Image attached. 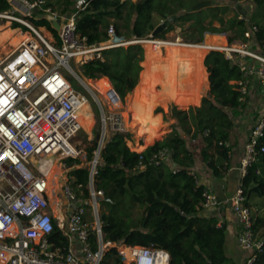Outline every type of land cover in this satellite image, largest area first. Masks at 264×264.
Instances as JSON below:
<instances>
[{"label": "trees", "instance_id": "16d2710c", "mask_svg": "<svg viewBox=\"0 0 264 264\" xmlns=\"http://www.w3.org/2000/svg\"><path fill=\"white\" fill-rule=\"evenodd\" d=\"M199 1L202 0H61V11L76 12L77 33L86 37L90 43L107 40L110 24L114 27L115 35L124 41L147 39L154 28L167 19L169 25L155 38H164L167 33L178 28V35L187 43H202L207 35H213L210 37L213 40L216 34L227 32H230L228 41L233 42L236 39L244 40V32L256 25L257 31L253 33L255 42L257 45L264 42V19L254 21L248 9L244 15L241 10L240 14L238 11L229 14L230 5L217 4L215 0H211V5L200 10L187 11ZM232 1L236 3L239 0ZM253 3L260 8L264 0H253ZM46 5L53 6V3L47 1ZM10 9L8 0H0V12ZM234 9L239 8L236 5ZM32 22L36 26L46 27L57 38L58 31L42 12H37ZM17 27L19 26L12 24V28ZM2 30L14 29L0 25V31ZM216 38H223V35ZM147 52L146 60L145 48L140 43L111 47L102 51L101 59L90 60L81 67L82 77L90 80L89 84L96 87L111 109L121 108L131 92L130 98L135 95L134 101L143 104L141 113L138 111L132 116L139 134L147 136L152 128L162 127L155 121L159 113L165 121L168 116L175 119L170 124L171 130L161 140H156L159 135L134 148L139 152L130 150L126 144L127 140L135 143L131 132L116 131L104 138L94 184L96 189L103 191L101 202L104 211L100 212L102 229L105 238L113 244L105 255L110 264H115L123 260L115 252L122 250L127 244L153 243L170 252L171 264H203L207 260L214 264H234L225 251V228L220 224L219 217L214 212H204L200 205L202 186H196L190 173L194 165V154L188 147L185 136L191 140L200 137L201 160L212 169L215 176H219L221 170L214 164L212 151L223 160L227 161L229 158L230 146L225 143L230 139L234 119L242 113L245 105L239 100L242 94L235 82L242 79V72L222 52H205L203 64L206 70L201 65V80L206 86L208 73L209 89L201 98L200 105L189 106L187 109L173 105L166 112L156 106L161 105L167 93L172 94L173 103L179 107L198 102L200 89L203 87L197 76L198 67L190 52L178 53L174 58L161 57L160 47L155 45L149 46ZM160 60L167 63L160 67L157 65ZM146 61L147 69L144 71ZM153 66L158 67L159 74L164 77L161 84L155 83L148 74ZM173 70L184 72L188 80H195L194 96L186 95L183 91L181 96L177 78L174 79L172 74L167 77V73ZM143 71L140 81L139 76ZM170 82L172 86L168 87ZM99 83H103V86L100 87ZM158 85L162 86L161 90L155 89ZM112 89L121 102L112 99ZM146 96L149 97L144 98ZM246 98L248 97L245 96ZM261 143L264 144V137ZM97 147L98 138L94 137L86 148L87 161L92 159ZM163 149L171 150L170 159L176 164L177 172H173L170 164L164 161L155 164L154 156ZM65 162L67 166L82 164L80 159L71 157ZM68 174L74 177L73 186L76 191H81L86 196L89 175L86 164L70 169ZM242 186L248 206L251 197L264 198V154H260L258 160L248 167ZM135 207L137 209L134 212ZM253 227L259 232L263 229L260 232L263 246L255 264H264L263 218L254 217ZM50 238L56 247L66 251L67 242L60 237L56 225Z\"/></svg>", "mask_w": 264, "mask_h": 264}, {"label": "built area", "instance_id": "2783aa9c", "mask_svg": "<svg viewBox=\"0 0 264 264\" xmlns=\"http://www.w3.org/2000/svg\"><path fill=\"white\" fill-rule=\"evenodd\" d=\"M8 1L11 9L0 12V19L19 26L25 37L0 56V264H110L103 251L110 240L102 229L98 203L104 195L94 184L104 128L92 159L86 163L89 175L85 196L76 191L74 177L68 174L83 163L67 166L65 160L79 155L70 139L76 132L86 130L82 123L86 116L91 114L94 122V113L88 98L71 86L60 69L83 82L84 63L101 59L104 49L142 44L144 39L124 41L115 35L110 24L107 40L90 43L77 33L76 12L69 11L66 17L69 12L46 5L47 0ZM37 12L60 20L57 38L46 27L32 22ZM255 31L257 26L252 25L244 32V40L207 48V52H222L238 65L242 79L235 82L242 94L241 102L245 101L253 80L264 91V42L257 45ZM147 39L158 43L160 50L169 44H203L184 42L179 35L171 40L150 35ZM96 102L102 115L101 102ZM263 137L264 109L244 144L236 190L223 199L190 171L196 186H202L200 205L204 212L213 213L220 206L230 208L238 226L236 244L247 252L242 264H255L263 246V238L253 227L254 217L242 186L248 167L264 154ZM154 157L155 164L164 161L173 172L178 171L171 162V150H160ZM54 163L59 168L56 187L50 190L47 173ZM54 225L67 242L64 252L50 238ZM115 253L123 259L115 264H171L172 259L166 248L153 243L127 244ZM203 264L214 263L207 260Z\"/></svg>", "mask_w": 264, "mask_h": 264}, {"label": "rangeland", "instance_id": "374dc122", "mask_svg": "<svg viewBox=\"0 0 264 264\" xmlns=\"http://www.w3.org/2000/svg\"><path fill=\"white\" fill-rule=\"evenodd\" d=\"M47 1L53 2L54 5L57 7H59V5H60V7L62 6L61 0H47ZM215 1L217 4H225V3L229 4L231 7L229 14H234L237 11L240 14L241 11L239 9L238 10L234 9V7L237 4L242 5L241 6L242 8L249 10L250 9V3L251 2L253 3V0H239L236 3H234V1H232V0H215ZM251 11H252V15H253L252 19L254 21H262L264 19V4L260 8L257 7L255 4H252ZM0 25H7L11 29H17V28H12V23H10L6 20H3V19H0ZM19 31L21 33H23L22 29H20ZM176 34H179L178 28H176L174 31H172V33L171 32L167 33L164 36V38L167 40H171V39H174ZM222 35H223V38H216L217 36H222ZM229 35H230V32H227L224 34H216L213 40H210V37L213 35H207L204 42H202V43L204 44V43H208V42H216V40L230 43L228 41ZM149 41H152V40L151 39H144L142 41V44H141L145 48L146 56L149 53V52H147V48L149 46L153 45L152 43H149ZM238 41H242V40L236 39L233 41V43L238 42ZM127 45L128 44H125L124 46L126 47ZM11 47H13V45H11L10 42H6L5 43L6 49H4V50L0 49V56L4 55L7 51H9ZM192 51L193 50L187 49L184 47H176V46L168 45L167 47L162 48V51L159 52V56L174 58V56L178 53L187 54L188 52L191 53ZM204 52H207V50H205ZM144 56H145V52H144ZM163 63L166 64L167 62L166 61L163 62L160 60L157 65L161 67V65ZM70 65L73 69H75L74 63L71 60H70ZM60 72L68 79V81L70 82V84L73 88H75L76 90H78L80 93L84 94L88 98L89 103L93 109L94 122H93V119L91 117V114H89V117L86 116V118L84 120L82 119V123L84 125V128L86 130H89V129L90 130L89 131H86V130L79 131L76 134V136L71 140V145L76 150L79 151V155L77 156V158L80 159L83 164H86L88 162L87 157H86V148L88 146H90L91 140L94 137L98 138V140H99V137H100L101 132H102V128H104V138L110 136L111 134H113L116 131H118V132H131L135 138V143L132 144L131 142H127L126 144L130 148V150L138 152L137 150L134 149L135 147H137L140 144H144L145 141H150L152 138L158 137L159 135L160 136L158 138H156V140H161V138H163L164 135L171 130L170 124L175 122V119L172 118L171 116H168L167 121L163 120L161 118V113H159L158 115H156V117H157V119H156L157 123L156 124L162 125V127L158 126L157 129L152 128L151 131L148 132L147 136L145 134H139L138 126L133 122L132 116H134V114L138 111L141 113L144 106H143V104L136 103L134 101L135 95H132L131 98H130V95L127 96L126 102L122 103V107L114 110V109H111L109 107L106 100L103 99V97H101V95L95 90V88L93 86L89 85L90 80H86L82 77L83 82H79L73 75L68 73L65 69L61 68ZM155 75H158V74L155 73ZM145 85H146V83H145ZM181 93H182V91H181ZM185 94L188 95L187 93H185ZM182 95H183V93L181 94V96ZM148 97L149 96H146L144 98H148ZM96 99L100 100V102H101L100 104L102 106V111H103L102 115L100 113V108L96 102ZM154 102H155V100H154ZM169 102H172V103L168 104ZM130 103H133L134 106L131 107ZM165 104H167V105H165ZM173 105H175L177 108H180V109H187L186 106L188 104H186L185 107H179L173 103L172 94H165V97L162 100L161 105H158L156 107H161L164 111L168 112L170 107ZM120 130H122V131H120ZM95 132H96V134H95ZM185 137H186V141L188 142V147L190 148V150L194 154V160L201 159V156L199 155V149L201 147L200 142H197V140L192 141L189 137H187V136H185ZM156 140H154V141H156ZM152 144H153V142H152ZM58 168L59 167L56 166L54 163L51 165V168L48 171V173L57 175ZM47 179H48V183H49L48 184L49 189L50 190L54 189L56 187V184H55L56 179H55V181L52 178H47ZM51 184H53V187L51 186ZM98 203H99V211L100 212L104 211V207L102 205L101 198H99ZM136 209H137V207H135L133 209V211L135 212Z\"/></svg>", "mask_w": 264, "mask_h": 264}, {"label": "crops", "instance_id": "0c3cea01", "mask_svg": "<svg viewBox=\"0 0 264 264\" xmlns=\"http://www.w3.org/2000/svg\"><path fill=\"white\" fill-rule=\"evenodd\" d=\"M252 4L254 3L252 2L250 3L249 15H251L252 13L251 11ZM53 6L57 7L54 5V3H53ZM57 8L61 9L62 6L60 7L59 5V7ZM245 13L246 12H242V15H244ZM177 35L178 34H176L175 36ZM206 53L204 54V56L206 55ZM204 56L202 58V63H201V65L203 66H204L203 64ZM161 57H164V56H161ZM146 60H147V56H146ZM172 61L175 62V59H172ZM163 65L165 64L163 63ZM204 68L206 70L205 66ZM146 69H147V61H146V67L144 71ZM144 71L142 72V74L140 72L141 74V76H139L140 81H142ZM155 73L158 75H155ZM148 74L152 76V80L155 83L161 84L164 80V77L159 74V68L156 66H153L152 68H150V71ZM171 74L174 79L177 78L176 81L178 83L177 86L179 90L187 93L189 96H194L196 92V83L194 79L188 80L187 75L184 72H179L176 70H173L172 72H168L167 77H170ZM99 85L101 87L103 86V83H99ZM171 86H172V83L171 82L168 83V87H171ZM94 88L97 91L95 86ZM155 89L161 90L162 86L158 85L156 86ZM208 89H209V82H208V73H207V84L205 88L203 86L200 89L201 93H200L198 102H191L186 106V108H188L189 106H199L201 103V98L204 95H206ZM167 94H171V93H167ZM246 96L248 98H246L244 101L245 105L242 109V113L237 118L234 119V127L231 132L230 139L227 142V144L230 146L228 160L227 161L223 160L220 156L216 154L215 151H212L214 164L219 167V169L221 170V174L219 176H215L212 173V169L209 168L206 165V163H204L201 159L194 160V165L191 168V171L195 173L197 178L202 183L210 184L214 188L219 199H223L224 197L231 195L236 190L238 179H239L238 165H239V160L242 156L244 144L248 138L250 129L253 126L256 117L264 109V91L261 90L256 80L252 81L251 87ZM171 103L172 102H169L168 104H171ZM161 118H162V114H161ZM196 140L197 142H200V137L192 141H196ZM127 142H131V141L127 140L126 143ZM249 207L252 211L253 217L259 216V217H262L264 220V198L263 197H257V196L251 197L249 199ZM214 213L217 214V216L219 217L220 224L222 223V227L225 228L226 254L232 258V260L234 261V264H242L247 253L239 249L236 244V234L238 231V226L236 224V221H235V218L232 212L230 211V208L228 206H220L218 210H216ZM262 230L263 229H260V232H262Z\"/></svg>", "mask_w": 264, "mask_h": 264}, {"label": "bare ground", "instance_id": "6f19581e", "mask_svg": "<svg viewBox=\"0 0 264 264\" xmlns=\"http://www.w3.org/2000/svg\"><path fill=\"white\" fill-rule=\"evenodd\" d=\"M21 28L20 27H17V29H14V30H11V31H8V30H2L0 31V49L1 50H4L6 49L4 44L6 42H10L11 45H16L20 39H22L23 37H25L24 33H21L19 30ZM28 36V34H26V37ZM149 43H152L153 45L155 46H160L158 43L154 44L155 42L153 41H149ZM225 42L224 41H218L216 40V42H208V43H205V44H195V45H188V44H169L171 46H176V47H184V48H187V49H191L193 50L191 53L195 59V63L198 67L197 69V76H198V79L200 80V83L203 85V81L201 80V70H202V66H201V63H202V58L205 54V50H207V48L209 46H222L224 45ZM3 46V47H2ZM91 85V84H89ZM92 86V85H91ZM204 88L206 87L205 85H203ZM132 94V92L130 93V95ZM131 107L134 106L133 103H130ZM166 105V104H165ZM79 132V131H78ZM76 132V134L78 133ZM76 134H74V136H72V138L70 139V143H71V140L76 136ZM47 178H52L54 181L56 179V175L54 174H50V173H47ZM51 186L53 187V184H51ZM53 190V189H51ZM113 244L111 242L107 243L104 245L103 247V251H104V254L106 253V251L109 249L110 246H112Z\"/></svg>", "mask_w": 264, "mask_h": 264}, {"label": "water", "instance_id": "95a60500", "mask_svg": "<svg viewBox=\"0 0 264 264\" xmlns=\"http://www.w3.org/2000/svg\"><path fill=\"white\" fill-rule=\"evenodd\" d=\"M209 5H211V0H202V1H199L196 4H194L190 8H188L187 11H189V12H191V11H197V10H200L201 8L207 7ZM237 6H238L239 10H241L242 12H246V9L242 8L239 4H237ZM69 15H70V12L69 13H66V17H69ZM45 17L49 20V22H50V24H51V26L53 28H55L56 30L59 29L60 20L58 18H55V17H53L51 15H46ZM173 18H174V16H173ZM169 23L170 22H169L168 19L160 22L154 28V30L152 31V33L150 34V36L151 37H157L159 34H161L162 32L165 31V29L167 28V26L169 25ZM111 94H112V99L114 101H120V98L118 97V95H117V93L115 92L114 89H112ZM104 199L105 200H109L108 197H104Z\"/></svg>", "mask_w": 264, "mask_h": 264}]
</instances>
